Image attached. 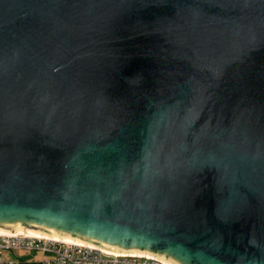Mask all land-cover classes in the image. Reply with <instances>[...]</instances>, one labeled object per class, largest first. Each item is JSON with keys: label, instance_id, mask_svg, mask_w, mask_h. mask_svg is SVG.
<instances>
[{"label": "water", "instance_id": "95a60500", "mask_svg": "<svg viewBox=\"0 0 264 264\" xmlns=\"http://www.w3.org/2000/svg\"><path fill=\"white\" fill-rule=\"evenodd\" d=\"M161 264H264V0H0V235Z\"/></svg>", "mask_w": 264, "mask_h": 264}, {"label": "built area", "instance_id": "2783aa9c", "mask_svg": "<svg viewBox=\"0 0 264 264\" xmlns=\"http://www.w3.org/2000/svg\"><path fill=\"white\" fill-rule=\"evenodd\" d=\"M12 255L3 260V253ZM14 252L26 255L15 258ZM0 264H161L153 258L104 254L73 242L24 234L0 235Z\"/></svg>", "mask_w": 264, "mask_h": 264}, {"label": "rangeland", "instance_id": "374dc122", "mask_svg": "<svg viewBox=\"0 0 264 264\" xmlns=\"http://www.w3.org/2000/svg\"><path fill=\"white\" fill-rule=\"evenodd\" d=\"M25 255L26 254L24 252H14L13 253V256L15 258H19V257L25 256ZM2 258H3V260H11L13 257L10 253L5 252V253H3Z\"/></svg>", "mask_w": 264, "mask_h": 264}, {"label": "bare ground", "instance_id": "6f19581e", "mask_svg": "<svg viewBox=\"0 0 264 264\" xmlns=\"http://www.w3.org/2000/svg\"><path fill=\"white\" fill-rule=\"evenodd\" d=\"M12 234H23V232H18V233H12ZM25 235V234H24ZM39 234H35V235H32V236H38ZM71 242V241H70Z\"/></svg>", "mask_w": 264, "mask_h": 264}]
</instances>
